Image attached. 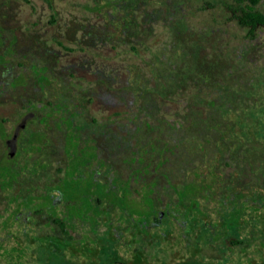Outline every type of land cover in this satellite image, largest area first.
<instances>
[{
  "label": "rangeland",
  "instance_id": "obj_1",
  "mask_svg": "<svg viewBox=\"0 0 264 264\" xmlns=\"http://www.w3.org/2000/svg\"><path fill=\"white\" fill-rule=\"evenodd\" d=\"M235 1L0 0V264H264V30Z\"/></svg>",
  "mask_w": 264,
  "mask_h": 264
},
{
  "label": "trees",
  "instance_id": "obj_2",
  "mask_svg": "<svg viewBox=\"0 0 264 264\" xmlns=\"http://www.w3.org/2000/svg\"><path fill=\"white\" fill-rule=\"evenodd\" d=\"M260 0H236L234 3L228 4L231 19H235L237 23L247 28V35L256 36L259 29L264 30V12L255 8ZM174 264V263H172Z\"/></svg>",
  "mask_w": 264,
  "mask_h": 264
},
{
  "label": "flooded vegetation",
  "instance_id": "obj_3",
  "mask_svg": "<svg viewBox=\"0 0 264 264\" xmlns=\"http://www.w3.org/2000/svg\"><path fill=\"white\" fill-rule=\"evenodd\" d=\"M33 115H34V112H33V111L26 112V113L21 117V119L19 120V122L15 125V127H14V129H13V132H12V134H11V136L5 139V144H6V147H7V152H8V141H9V140L15 135V137H16V138H15V145L17 144V138H18V134H19L20 130L26 125L28 119H29L30 117H32ZM25 116H27V118H26V122H25V125H24L23 127L19 128V130H18L17 132H15L17 125L22 121V119H23ZM95 155H96V153H95ZM99 163H100V162L96 163V165H95L94 167H91L92 169L94 168L93 170H95V171L93 172L94 175L99 173V171H98V164H99ZM95 181H97V179H95ZM97 201H98V199H97ZM160 214H162V212H160Z\"/></svg>",
  "mask_w": 264,
  "mask_h": 264
},
{
  "label": "water",
  "instance_id": "obj_4",
  "mask_svg": "<svg viewBox=\"0 0 264 264\" xmlns=\"http://www.w3.org/2000/svg\"><path fill=\"white\" fill-rule=\"evenodd\" d=\"M27 116H25L22 121L17 125L15 132L19 130V128L23 127L25 125ZM15 135L8 141V156H12L16 151V145H15Z\"/></svg>",
  "mask_w": 264,
  "mask_h": 264
}]
</instances>
